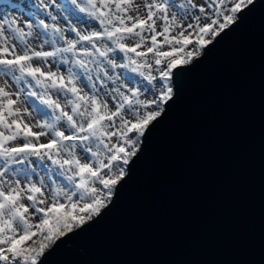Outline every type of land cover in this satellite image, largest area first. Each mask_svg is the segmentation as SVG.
Segmentation results:
<instances>
[{"label":"snow or ice","instance_id":"snow-or-ice-1","mask_svg":"<svg viewBox=\"0 0 264 264\" xmlns=\"http://www.w3.org/2000/svg\"><path fill=\"white\" fill-rule=\"evenodd\" d=\"M11 7L19 18L0 15V264H42L112 206L175 101L176 77L255 0Z\"/></svg>","mask_w":264,"mask_h":264},{"label":"water","instance_id":"water-1","mask_svg":"<svg viewBox=\"0 0 264 264\" xmlns=\"http://www.w3.org/2000/svg\"><path fill=\"white\" fill-rule=\"evenodd\" d=\"M205 51L112 206L42 264H264V0Z\"/></svg>","mask_w":264,"mask_h":264},{"label":"rangeland","instance_id":"rangeland-1","mask_svg":"<svg viewBox=\"0 0 264 264\" xmlns=\"http://www.w3.org/2000/svg\"><path fill=\"white\" fill-rule=\"evenodd\" d=\"M256 1V0H255ZM0 2H2L3 4L5 3V4H7V6H8V10L9 9H11L12 7H11V5L15 2V3H18V4H22V3H25L26 2V0H0ZM29 2H36V0H29ZM143 2V0H136V3L137 4H141ZM203 2V0H197V3H202ZM140 12L141 13H143V8H141L140 9ZM17 17L19 18V15H17ZM85 27H87V25H84ZM40 43V41H34V45L35 44H39ZM129 43H131V41L129 42ZM45 47H47V46H45ZM195 60V59H194ZM193 60V61H194ZM2 85H4V82H3V79H0V86H2ZM29 123H34L35 121L34 120H29L28 121ZM34 130H36V131H38V129H34ZM42 139V141L44 140V138H41ZM16 167H21V166H16ZM51 248V247H50ZM49 248V249H50ZM49 249H47L46 250V252L49 250Z\"/></svg>","mask_w":264,"mask_h":264},{"label":"bare ground","instance_id":"bare-ground-1","mask_svg":"<svg viewBox=\"0 0 264 264\" xmlns=\"http://www.w3.org/2000/svg\"><path fill=\"white\" fill-rule=\"evenodd\" d=\"M0 15L11 18L13 16L17 17V15H19V12H14L12 8L8 10L7 4H3L2 2H0ZM9 90L11 91L12 89L10 88Z\"/></svg>","mask_w":264,"mask_h":264}]
</instances>
